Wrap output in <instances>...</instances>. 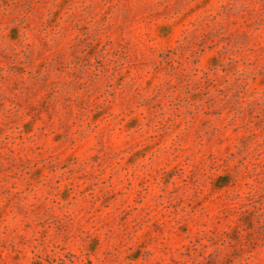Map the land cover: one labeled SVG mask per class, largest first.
Masks as SVG:
<instances>
[{
    "label": "rangeland",
    "instance_id": "rangeland-1",
    "mask_svg": "<svg viewBox=\"0 0 264 264\" xmlns=\"http://www.w3.org/2000/svg\"><path fill=\"white\" fill-rule=\"evenodd\" d=\"M0 264H264V0H0Z\"/></svg>",
    "mask_w": 264,
    "mask_h": 264
}]
</instances>
